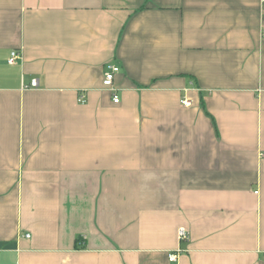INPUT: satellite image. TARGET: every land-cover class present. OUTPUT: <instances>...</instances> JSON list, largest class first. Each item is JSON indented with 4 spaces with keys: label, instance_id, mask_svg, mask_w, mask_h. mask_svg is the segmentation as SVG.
<instances>
[{
    "label": "crops",
    "instance_id": "1",
    "mask_svg": "<svg viewBox=\"0 0 264 264\" xmlns=\"http://www.w3.org/2000/svg\"><path fill=\"white\" fill-rule=\"evenodd\" d=\"M0 264H264V0H0Z\"/></svg>",
    "mask_w": 264,
    "mask_h": 264
},
{
    "label": "built area",
    "instance_id": "2",
    "mask_svg": "<svg viewBox=\"0 0 264 264\" xmlns=\"http://www.w3.org/2000/svg\"><path fill=\"white\" fill-rule=\"evenodd\" d=\"M18 56H19V54H18L17 51H12V52L10 53V57H9V59H8V63H13V61H14L16 58H18ZM118 71H119V68H118L117 66H115V65H108V66H106V69H105V71H104V75H103L102 84H103L105 87H107V88H109V89H112V83H113L114 75H115V73H117ZM31 84H32V85H35V80H32ZM112 100H113L114 103L119 102V96H118L117 93H115V91L112 92ZM78 101H79V102H84L85 99H84L83 97H80V98L78 99ZM184 103H185V102H184ZM177 234H178V238H179L180 240H188V238H189V233H188V231L185 230L184 228H180V229H178ZM26 236H29V235H26ZM175 258H176V254H169V255H168V259H169L170 261L175 260Z\"/></svg>",
    "mask_w": 264,
    "mask_h": 264
},
{
    "label": "trees",
    "instance_id": "3",
    "mask_svg": "<svg viewBox=\"0 0 264 264\" xmlns=\"http://www.w3.org/2000/svg\"><path fill=\"white\" fill-rule=\"evenodd\" d=\"M77 242L79 241V239L76 240Z\"/></svg>",
    "mask_w": 264,
    "mask_h": 264
}]
</instances>
